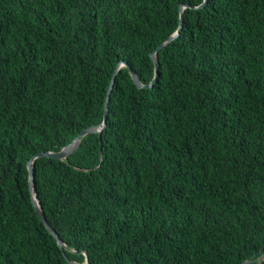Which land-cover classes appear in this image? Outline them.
I'll return each instance as SVG.
<instances>
[{"label":"trees","instance_id":"obj_1","mask_svg":"<svg viewBox=\"0 0 264 264\" xmlns=\"http://www.w3.org/2000/svg\"><path fill=\"white\" fill-rule=\"evenodd\" d=\"M203 1L0 0V264H264V0Z\"/></svg>","mask_w":264,"mask_h":264},{"label":"water","instance_id":"obj_2","mask_svg":"<svg viewBox=\"0 0 264 264\" xmlns=\"http://www.w3.org/2000/svg\"><path fill=\"white\" fill-rule=\"evenodd\" d=\"M207 3V0H204L202 4L198 5V6H192V5H189V4H186V5H182L181 7V12H183L184 8L186 7H191V8H201L203 7L205 4ZM180 30H181V26L180 28L172 35H170L164 42H162L154 51H152L150 53V56L155 64V71H156V74L158 73V68H159V60H158V52L163 49L164 47H166V45H168L173 39H175L179 33H180ZM123 66H126L128 67L129 71H130V74L132 76V79L134 80V82L139 86V87H150L153 85L154 81L153 80L150 84H147V85H144L140 82V80L138 79V76L136 74V72L132 69V67L128 64L127 61H121L114 74H113V77H112V81H111V84H110V87H109V90H108V94H107V98H106V102H105V113H104V119H103V122H102V125L105 126L106 125V122H107V114L109 112V108H108V105H109V102H110V95H111V92H112V89H113V85H114V81H115V76L118 72V69L123 67ZM103 127H101V125H95V126H90V127H87L85 129H83V131H81V133L71 142L69 143L68 145L64 146L60 151H57V152H54V151H41L35 155H33L29 161H28V168H29V172H30V188L31 190H35V187H36V184H35V178H34V175H33V162L36 158L38 157H41V156H46V157H51V158H58V159H65L67 158L68 156H70L81 144V140L82 138L87 135L88 133H91V132H100L102 131ZM34 197V205H35V208L38 212V215L40 217V219L44 222V224L46 225V227L49 229V231L56 237L59 245L61 247H64V242L62 241V239L60 238V236L57 234V232L55 231V229L51 226V224L48 222L41 206H40V203L38 201V197H37V194ZM78 253H81V252H78ZM84 254L86 255V260L84 263H78V262H73L71 261V263L73 264H88V255H87V252H84ZM248 261H244L242 264H246Z\"/></svg>","mask_w":264,"mask_h":264}]
</instances>
